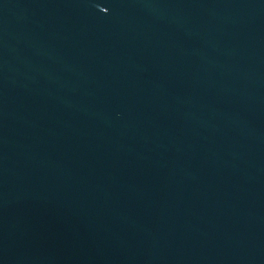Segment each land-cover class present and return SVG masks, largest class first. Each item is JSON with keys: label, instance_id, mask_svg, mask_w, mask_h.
<instances>
[{"label": "water", "instance_id": "1", "mask_svg": "<svg viewBox=\"0 0 264 264\" xmlns=\"http://www.w3.org/2000/svg\"><path fill=\"white\" fill-rule=\"evenodd\" d=\"M0 264H264V0H0Z\"/></svg>", "mask_w": 264, "mask_h": 264}]
</instances>
